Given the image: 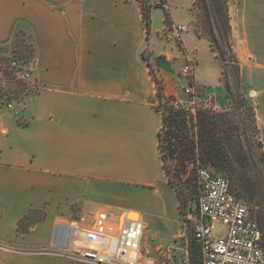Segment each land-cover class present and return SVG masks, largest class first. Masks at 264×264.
<instances>
[{
	"label": "crops",
	"instance_id": "crops-1",
	"mask_svg": "<svg viewBox=\"0 0 264 264\" xmlns=\"http://www.w3.org/2000/svg\"><path fill=\"white\" fill-rule=\"evenodd\" d=\"M147 1L150 27L140 0H0V57L14 55L19 34L34 49L27 62L34 89L18 115L0 111V264H86L56 247L60 225L94 226L103 213H136L141 244L157 257L172 244L174 253L187 250L155 78L166 96L180 95L187 54L158 37L165 10ZM166 2L173 22L193 25L194 0ZM228 7L264 146V0ZM183 39L200 92L210 90L226 109L210 40L194 25Z\"/></svg>",
	"mask_w": 264,
	"mask_h": 264
},
{
	"label": "built area",
	"instance_id": "built-area-1",
	"mask_svg": "<svg viewBox=\"0 0 264 264\" xmlns=\"http://www.w3.org/2000/svg\"><path fill=\"white\" fill-rule=\"evenodd\" d=\"M159 4L170 15L166 0H160ZM187 30V25L166 21L164 28L157 31L159 38L175 42L187 54L179 72V77L184 79L178 85L181 94L166 96L163 104L184 111L189 119H196L201 104L204 109L213 111L220 107L212 102V96L201 97L195 77L196 60L187 53L183 39ZM20 63L13 62V65L23 68L22 76L30 79L28 63ZM9 106L13 107L12 104ZM196 187L198 212L193 219V236L201 251V260L196 264H264L261 227L248 205L232 192L228 178L209 166H198ZM96 223L94 226L60 225L56 247L64 256L86 264H195L190 261L189 254L176 263L172 255L173 244L164 249L162 257L153 255L141 244L142 222L129 215L122 223L119 216L103 213L99 214ZM218 223L227 226L226 234L221 237L214 236Z\"/></svg>",
	"mask_w": 264,
	"mask_h": 264
},
{
	"label": "rangeland",
	"instance_id": "rangeland-1",
	"mask_svg": "<svg viewBox=\"0 0 264 264\" xmlns=\"http://www.w3.org/2000/svg\"><path fill=\"white\" fill-rule=\"evenodd\" d=\"M144 1L148 2L147 0ZM194 1V6L191 10L193 14V25L200 35L206 36L210 40L211 51L215 53V57L221 68V80L226 90L227 107L226 109H218L216 110V112L230 110L234 113L233 116H235L236 121H238L240 125L239 133L241 134H239L238 138L243 144L244 148V163L246 164V168H244V170H247L252 176L259 175V177H261L264 174V146H259V143H262V141H260L261 139L259 137V127L257 125V120L255 117V106L249 96V88L247 82L241 79V73L240 75H238L236 64H239V68L241 70L239 59L234 50V47V53L230 52L231 50L229 49L228 39L226 38V35H223V37L221 38L222 43L220 42L221 46L223 43L226 44H223L226 50V53L224 55H218L217 50H214L212 47L213 43L211 42L212 38L210 36L211 32L217 34L219 31L227 30L224 17L225 6L224 4L222 5V3H219L218 8H214L213 11L211 10L210 13H207L203 8L202 0ZM159 2H157L155 5L163 7L159 4ZM223 2L228 3V0H223ZM208 4H210L212 8V2L210 0ZM164 10L165 22L172 21L167 9L164 8ZM187 25L189 26L190 30H193L192 24ZM229 40H231L232 43V34L229 37ZM33 51L34 49L30 40L26 36L19 34L15 41L14 55L12 57H0V111L9 112L10 110L18 115V110L23 105L25 95L34 89L33 82L30 79H26L22 76V74L24 73V71L22 70L23 68L13 65V62L21 64L20 62L25 63L31 61L34 56ZM211 51L208 50V52ZM144 54L145 56H148L146 50ZM209 62H213V58L211 57V55ZM201 65H204V62H202ZM160 84H163L161 80ZM178 89L179 92H181L179 87ZM201 89V97L203 99L208 98L210 90H207L203 87H201ZM165 97L166 95L163 93V96L158 105L159 110L162 112L163 116H166L167 114L166 106L163 104ZM212 102H215L214 98H212ZM9 104H12L13 107H10ZM203 106L204 105L201 104L199 108L204 109ZM187 123L188 126L183 129V133L181 136L177 135V129L174 130V132H168V129L165 126L163 129L162 143L163 152L165 155V162L168 171L169 184L175 191L178 187L182 189L183 192V196L181 199H179V202L181 217L183 221V235L186 237L185 248L189 251L190 261L196 264L199 260L198 255L200 254L198 252V254L196 253L193 255L191 249L193 242L195 241L193 237V219L198 212L195 179L197 167L209 166L215 172L224 174L230 182V187L231 180L229 178L228 172L223 171L222 169H218L213 165L201 163L196 152L183 151L181 147V141L184 140L185 142L188 140L189 142H191L193 138L197 137V127L195 126L194 118L191 117ZM169 138L172 139L173 149H177L175 154H173L172 150L168 148ZM231 190L237 196L238 199L242 200L248 205L252 215L259 222V211L264 208V204L262 205V208L260 205H256V200L251 202L246 195L236 194L232 187ZM130 215L131 214H129V216ZM226 231V224L218 223L214 230V236L221 237L226 234ZM187 250L185 251V249H181V251H178L177 253H174L172 250L174 261L176 263H180L182 260H184L188 253ZM194 257L198 258L195 259Z\"/></svg>",
	"mask_w": 264,
	"mask_h": 264
},
{
	"label": "trees",
	"instance_id": "trees-1",
	"mask_svg": "<svg viewBox=\"0 0 264 264\" xmlns=\"http://www.w3.org/2000/svg\"><path fill=\"white\" fill-rule=\"evenodd\" d=\"M143 6V14L147 27H150L151 23V13H150V5L148 2L144 0H140ZM203 8L207 13L213 11L214 8H218L219 3L224 4V17L225 23L227 26L226 31H219L217 34L211 32V38L213 43V49L217 50V54L222 56L226 53L224 45H220L222 41L221 38L223 35H226L228 39V46L231 50L230 52L234 53L233 46L229 37L232 34V28L230 24V16L228 11V3L223 2V0H210L212 2V8L210 6L209 0H202ZM222 43V42H221ZM229 51V50H228ZM238 75H240L239 64H236ZM154 73V71H153ZM155 74V73H154ZM155 78L158 84V95L161 100L163 96L162 85L160 84V79L155 74ZM228 85V83H227ZM230 91V88H229ZM167 114L163 116V129L166 126L168 132H174L177 129V135L181 136L183 133V129L188 126V118L184 111L182 110H174L172 107L166 106ZM233 112L230 110H224L220 112H216L210 109H198L196 114L195 126L197 127V137L193 138L191 142L188 140L184 142L181 141V147L183 151L196 152L198 154V158L201 163L210 164L215 166L218 169H222L229 173V178L231 180V187L234 189L236 194L238 195H246L248 199L253 202L255 201L256 205L264 204V174L259 177L252 176L249 174L246 168L245 155L243 153L244 148L243 144L240 142L238 136L240 132L239 122L236 121L235 116H233ZM256 117V115H255ZM163 129L161 132V146L163 151ZM261 141V140H260ZM259 146H263L260 142ZM168 148L172 150V153L175 154L177 149H173L172 139L169 138ZM181 149V151H182ZM163 159L165 161V155L163 152ZM165 167L167 170L166 162ZM243 169V170H242ZM168 174V171H167ZM196 179V174H195ZM177 195L179 199L182 198L183 192L182 189L176 188ZM196 198H197V187H196ZM198 206V199H197ZM198 208V207H197ZM263 208V207H262ZM250 209V208H249ZM251 211V210H250ZM259 222L261 231H262V243L264 246V208L259 211ZM263 228V230H262ZM194 237V236H193ZM194 242L192 245L191 251L194 254H199L197 261L201 260V251L200 246L194 238ZM194 260V259H193Z\"/></svg>",
	"mask_w": 264,
	"mask_h": 264
},
{
	"label": "bare ground",
	"instance_id": "bare-ground-1",
	"mask_svg": "<svg viewBox=\"0 0 264 264\" xmlns=\"http://www.w3.org/2000/svg\"><path fill=\"white\" fill-rule=\"evenodd\" d=\"M129 214H131L130 217H133V219H135V220H139V219H138V215H137L136 213H128V214L124 213V214H122V215L120 216V221L123 223V221H124L126 215H129Z\"/></svg>",
	"mask_w": 264,
	"mask_h": 264
}]
</instances>
